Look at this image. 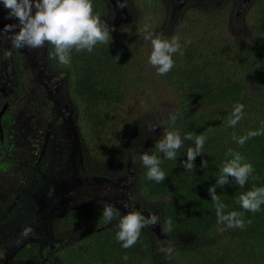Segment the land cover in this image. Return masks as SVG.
<instances>
[{
    "label": "trees",
    "instance_id": "obj_1",
    "mask_svg": "<svg viewBox=\"0 0 264 264\" xmlns=\"http://www.w3.org/2000/svg\"><path fill=\"white\" fill-rule=\"evenodd\" d=\"M141 2L139 23L113 30L111 42L97 45L91 53L73 51L70 66L52 58L53 48L47 45V56L64 79L63 97L72 102L73 136L69 132L68 135L59 131L51 133V146L46 152L60 156L64 143L72 140L69 157L73 158V171L68 177L73 178L74 186L83 181L84 175L91 174L99 176L98 181L105 178L112 187L120 182L122 189L123 185L128 186L126 193H130L129 198L138 205L136 210L155 212L161 223L170 218L173 234L168 236L161 230L162 235H158L156 225L162 228L158 223L143 229L138 243L125 249L116 239L118 219L105 223L103 205L79 206L67 211L46 206L39 223L47 227L41 231L48 230L62 241H58L53 250L49 241L46 244L39 240L10 249L2 240L5 242L7 234L16 232L11 227L17 224L14 216L20 214L27 201L19 202L9 212L6 206L2 208L0 201V217L5 215L0 219V264L5 261L7 264H264V205L256 213L244 214L243 229L226 228L218 224L208 192L229 158L225 155L229 148L239 151L253 165L252 176L256 179L250 177L245 187L240 188L230 177L228 185L216 188L221 201L227 205L225 213L242 211L237 202L242 192L253 186L264 187V135L250 138L243 146L232 139L234 132L237 136L245 135L250 130L260 129L264 123V13L260 9L253 28L246 33L224 31L219 24L197 27L189 22L187 27L181 25L175 36L180 38L183 55H174L175 66L166 75H158L155 68V75H150L146 54H150L151 45L143 40L146 33L142 31L145 18L149 16V0ZM93 4L102 19L101 3L93 0ZM149 30L174 36L154 26ZM149 82L163 92L164 97L156 101L161 102L159 107L170 105L173 108L161 121L163 132L159 136L149 132L146 121L133 124L131 132L120 129L125 118L119 109L136 88L144 84L150 86ZM170 96L174 100H170ZM236 103H242L245 108L243 118L233 128L227 126V119ZM4 104L5 101L0 100V109ZM173 114L177 115L174 127L182 137L188 132L207 137L204 153L195 158L193 172L182 166L187 159V148L194 147L193 141L185 140L177 160L164 159L155 149L164 130L172 127L169 117ZM59 141L64 142L54 146ZM4 151L5 145L0 139V157ZM144 151L161 156V167L167 175L164 181L157 183L147 179V169L139 159L133 162L132 157ZM50 159L51 156L46 165L44 160L42 173L54 180L52 168L55 170V166ZM202 160L208 161L207 168L201 167ZM42 173L36 177L38 183L31 177V190H27L31 201L24 206V212L30 214L29 217L37 213L34 197L41 190ZM49 180H45L46 184ZM22 197L25 194L20 195ZM115 200L105 199L103 204L117 207ZM118 209L121 215L127 214ZM38 224H33L32 229L41 228ZM169 241L174 242L175 251L171 258H166L158 248ZM40 248L47 254H40ZM125 255L127 260L123 259Z\"/></svg>",
    "mask_w": 264,
    "mask_h": 264
},
{
    "label": "flooded vegetation",
    "instance_id": "obj_2",
    "mask_svg": "<svg viewBox=\"0 0 264 264\" xmlns=\"http://www.w3.org/2000/svg\"><path fill=\"white\" fill-rule=\"evenodd\" d=\"M98 1L101 3L103 10L102 19L111 26L110 29L112 31L127 26H135L138 19L142 18L139 4L142 3L141 1L148 2V0H126V6L121 8L117 5V0ZM148 4V15L159 16L160 18L157 22H162L160 25L154 22L156 25L154 28L170 34L173 29L177 28V23H179V26L186 27L190 23L197 27L219 24L232 31L238 30L241 33H246L250 29L249 23L252 27L254 26L253 22L255 18L259 17L260 9L264 13V0H149ZM7 13L8 10L4 8L2 0H0V29H3L6 24L12 23ZM14 20L15 24H18V20ZM7 45L10 47L5 48L11 51L12 55L8 59H0V100H4L7 104L6 109L0 117L3 133L0 139L5 145V151L0 157V160H2L0 162L1 164L8 165L12 173L19 170L24 182L30 176L34 178L35 183H38L36 177L39 175L38 173L41 174L44 170L43 162L45 160L44 164L46 165L51 156V163L53 164L55 161L59 162L62 168L65 169L64 176L66 181L73 183V178L71 176L70 178L68 177L73 171V158L69 157V152L73 148L72 140L71 142L64 143V149L62 148L63 153L60 156L49 155L51 153L46 152L47 148L51 146V133L55 134L59 131L61 134H67L69 132V135L73 136V122L70 120L72 102L68 97H63L65 92L64 79L60 71L55 69L47 56L46 47L48 44L42 48H25L22 50L12 49L10 43ZM7 102L10 103L9 107ZM24 118L29 120L30 123L33 122L36 129L34 137H32V141L35 142V146L32 149L23 146L24 130L28 129L27 124L22 127V120ZM63 142L59 141L54 146L60 145ZM48 151L50 152V150ZM24 153L27 156L21 162L18 155ZM52 156L55 157L53 158ZM66 162L69 164L67 165ZM92 175H84L83 177L85 178L80 183H93L95 186L96 183L98 184L99 176ZM101 176L105 177L104 175ZM39 178L41 193L45 194V191L49 188L48 195H50L53 185L58 184V179L54 176V180H49L50 178L48 179L43 173L42 178L41 176ZM45 180H49L47 184ZM30 182L28 186L20 188V193L6 192L3 197H0L2 208L6 206L7 212L13 210L19 202L23 204L24 201H27L21 207L20 214L14 216L17 224L11 227L16 232H10V234L5 236L7 240L6 244H10L7 247L15 249L39 240L46 244L49 243L51 250H53L55 244L58 241L61 242L62 239L48 233V230L41 231L42 228L47 227L43 223H39L41 222L40 218L43 217L41 209L38 210L37 208L35 210L37 213L31 217H29L30 214L28 215L24 212V206L31 201V197L29 198V193H27V190H31ZM123 186L124 189L121 188L120 182L115 183V187H113L115 188L113 199H116L114 203L118 208L129 212L132 210L131 207L137 208L138 205L129 198L128 195L130 193H126L128 186ZM70 190H73V185H70ZM24 194L25 197L21 199L20 195L23 196ZM69 194L70 197L61 198V203H58L59 210H73V208L82 206L73 200V193ZM113 199L111 198L110 200ZM125 205L128 207H125ZM61 207L63 209H60ZM142 214L146 216L149 213L142 211ZM2 215L0 219L5 217V215ZM31 221L33 222L31 223ZM35 223H39L38 226L41 227L34 229L35 236L23 237L22 240H19L17 236H21L22 230L26 226L32 227ZM39 253L47 254L45 249L42 248L39 249ZM5 264H7V261H5Z\"/></svg>",
    "mask_w": 264,
    "mask_h": 264
},
{
    "label": "clouds",
    "instance_id": "obj_3",
    "mask_svg": "<svg viewBox=\"0 0 264 264\" xmlns=\"http://www.w3.org/2000/svg\"><path fill=\"white\" fill-rule=\"evenodd\" d=\"M4 8L8 10L9 19H17L18 24H6L0 29V41H8L12 49H36L42 48L46 44L51 45L53 52L51 57L58 60L61 65L70 66L72 52L77 53L87 51L91 53L99 44H109L111 42V26L101 19V16L94 9L93 0H2ZM119 7L126 6V0H117ZM19 29L15 31V29ZM145 39L150 42L151 52L149 63L157 70L158 75H166L175 66L174 55H183L182 45L178 36L166 38L162 34H156L149 30L147 25L142 29ZM190 43V41H187ZM12 55L11 51L4 50L0 59H8ZM245 106L236 103L227 119V126L235 127L244 116ZM172 127L165 129L162 137L156 142L155 149L163 154L167 160H177L178 151L184 147L185 140L193 141L194 147L190 146L186 150L187 159L182 162L185 170L193 172L195 168V158L201 155L207 137L203 134L194 135L192 132L186 133L183 137L179 130L175 129L177 115L169 117ZM148 131L151 132L157 127V123L145 122ZM264 135V123L256 130H250L245 135L237 136L234 132L232 139L238 145L243 146L250 138ZM220 175L216 184L208 188L212 202L216 209L218 224H224L226 228L245 227L244 214L246 212L256 213L264 205V187L253 186L250 190L242 192L238 197V204L242 211H228L225 213L227 205L224 204L216 192V188H223L228 185L230 177L234 179L236 185L244 188L254 172L253 165L239 152L229 148ZM136 159L147 169L146 176L149 180L160 183L165 180L166 173L162 169L163 159L156 152H140ZM201 167L207 168L208 161L202 160ZM125 207H128L125 205ZM102 215L105 223H111L118 219V232L116 239L125 249L133 247L139 241L141 231L150 226L161 224L162 232L171 236L173 234V222L166 219L163 223L160 216L150 211L149 216L142 214V211L133 208L127 214L121 215L119 209L112 204H103ZM251 223V220L248 221ZM224 229H221L223 231ZM21 236L27 238L35 236L31 226H26ZM158 251L166 258H171L174 254V242L169 241L166 246L159 247ZM124 260L128 256L123 257Z\"/></svg>",
    "mask_w": 264,
    "mask_h": 264
},
{
    "label": "rangeland",
    "instance_id": "obj_4",
    "mask_svg": "<svg viewBox=\"0 0 264 264\" xmlns=\"http://www.w3.org/2000/svg\"><path fill=\"white\" fill-rule=\"evenodd\" d=\"M159 18H160L159 16L155 17L154 15L147 16L145 18V24L142 25V27L147 25L151 29L152 26H156L154 22H156L158 25L162 24V22L160 21L157 22ZM11 20H12L11 24H15V20L14 19H11ZM137 23H139V21ZM249 28L250 30L253 28L250 23H249ZM179 29H180V26H179V23H177V28L172 30V33H174L173 35L178 34ZM221 29L224 31H228V29L225 26H221ZM15 31H17V29H15ZM112 32L113 31L110 29V33ZM139 33L140 35H142V32H139ZM164 37H172V36H164ZM144 39H145V35L143 36V40ZM7 42L8 41L0 42V56L1 57L3 56V51L7 50L5 47H10L7 45L10 42L8 43ZM144 51H148V50L145 49ZM149 56L150 54L149 55L146 54V57H148L147 61H149ZM146 67H147V74L155 75L153 71L154 67H152L149 62H147ZM160 87H162V85H160L159 88ZM135 91L136 92H134L130 96V98L127 100L126 104H124L122 108L119 109V111L124 115L123 118H125L122 120V125H120V129H125V131L131 132V130L134 129V128H131L133 124L140 125L141 123L143 124L145 121L154 122V123H157V127L153 130V133H156L158 136L161 135V133L163 132L161 121L165 117L171 114L173 108L170 105H167V106L162 105L159 107V104L161 102H156V101L164 97L162 94L163 92L161 89H158V87H153L152 83H150V86L144 84L143 87L141 88L138 87L136 88ZM159 92H161V96H159L160 95ZM169 99L174 100L172 96H170ZM25 124L28 125V129L24 130L25 131L24 137L25 136L26 137L25 139L23 137V141H24V142L22 141L24 143L23 146L25 148L32 149L35 146V142L32 141V137H34V133H35L34 131H36V129H35L33 122L30 123L29 120L24 118L22 120V127ZM145 127L148 130L147 126ZM26 156L27 154L25 153L18 155L19 161L23 162L25 160L24 157ZM66 164L68 165L69 163L66 162ZM53 165L55 166V170H53L52 168V172L54 173V176L57 175L62 180L61 181L58 180L57 181L58 184L53 185V190L50 189L51 190L50 195L47 194V191L49 190V188L45 191V194L39 191V193L35 195L34 197L35 206H37L39 210L41 209L40 210L41 213L45 211L46 206L48 207L55 206L59 208L58 203H61V198L70 197L69 193H73V200L76 203H78V205L81 204L82 206L97 207V205H103V202L105 199L109 200L111 198L112 199L114 198L113 191L115 190V188L112 187L113 184H111L110 186V183L105 178H101L100 181H98V184L96 183L95 186L93 185V183L84 184L83 182L82 183L79 182L78 184L74 186L73 183H68L66 181L65 176H64L65 169L62 168L61 164L55 161ZM30 179L31 177L29 176L27 180L24 182L23 177L21 176V172L19 170H16L14 173H12V170L9 169L8 165L1 164L0 162V197H3V195L6 192H11V193H16V194L20 193L22 187L28 186ZM70 185H73V190H70ZM60 209H63V208L61 207ZM17 237L19 238V240H22L23 238L22 236H19V235ZM6 241L7 240H5L4 242L2 240L4 244H6ZM6 245H10V244H6Z\"/></svg>",
    "mask_w": 264,
    "mask_h": 264
},
{
    "label": "water",
    "instance_id": "obj_5",
    "mask_svg": "<svg viewBox=\"0 0 264 264\" xmlns=\"http://www.w3.org/2000/svg\"><path fill=\"white\" fill-rule=\"evenodd\" d=\"M6 107H7V104L5 103L3 105V107L0 109V117H1L2 113L4 112V110L6 109ZM2 135H3V133H2L1 123H0V138H2ZM149 215L150 214H146V216H149ZM155 229H156L157 234L161 236L162 232H161V229L159 228V225H156Z\"/></svg>",
    "mask_w": 264,
    "mask_h": 264
}]
</instances>
